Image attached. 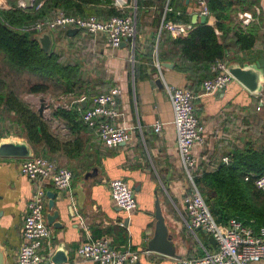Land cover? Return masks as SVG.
I'll use <instances>...</instances> for the list:
<instances>
[{
  "label": "crops",
  "instance_id": "obj_1",
  "mask_svg": "<svg viewBox=\"0 0 264 264\" xmlns=\"http://www.w3.org/2000/svg\"><path fill=\"white\" fill-rule=\"evenodd\" d=\"M126 1L132 4L136 18L137 35L133 42L112 48L105 34L93 36L78 29L57 30L51 34V51L65 65L80 68L81 90L89 93V102H80L84 94L61 95L54 107L70 110L81 104L79 108L84 110L96 95L120 88L123 116L115 123L129 128L131 140L117 148H108L89 128L74 134L65 120L52 117V122L46 118L63 141L76 139L81 144L79 151L71 149L54 155L56 168L68 165L74 179L68 191L47 186L48 192L56 193L54 210H60L57 222L63 227L48 224L51 236L41 250L43 264L54 256L66 260L63 264H98L81 260L76 250L82 243L104 236L112 239L116 250L130 246L135 251H149L156 230L158 199L180 258L150 251L136 264H180V259L200 257L204 250H215L208 233L189 225L183 198L191 183L179 157L174 111L167 88L187 87L198 96L196 113L205 129L203 142L194 149L199 159L195 178L214 171L216 164H223V159L232 157L235 150H244L254 139L253 116L264 109V92L253 94L237 80L222 91L201 96L203 81L193 83L178 69L177 60L168 58L172 52L171 38L187 37L203 24L202 0H172V11L168 12L166 0ZM126 12L131 10L128 8ZM206 17L205 24L215 28L225 47V61L244 64L264 59V0H232L223 21L224 31L217 29L220 21L214 14L210 12ZM166 22L185 24L189 33L180 36L161 32ZM250 29H257L255 48L242 52L235 42V34ZM74 30L77 32L72 34ZM163 63H172L174 67L164 68ZM156 121L164 123L159 133L154 130ZM8 139L27 140L25 136L11 135L0 138V142ZM23 161L0 157V264H15L23 244L22 229L34 191L31 180L21 173ZM94 168L97 175L86 178ZM116 179H123L135 194L137 207L131 214L112 200L110 182ZM78 187L85 195L81 204L74 193ZM49 213L47 205L46 217ZM81 220L89 228V234Z\"/></svg>",
  "mask_w": 264,
  "mask_h": 264
},
{
  "label": "built area",
  "instance_id": "obj_2",
  "mask_svg": "<svg viewBox=\"0 0 264 264\" xmlns=\"http://www.w3.org/2000/svg\"><path fill=\"white\" fill-rule=\"evenodd\" d=\"M171 1L166 0V12L172 11ZM206 1L202 0V14L209 16L210 10ZM114 7L120 14L109 19L94 15L83 17L59 12L51 18L46 17L20 30L38 35L44 32L52 34L57 30L78 29L93 36L105 34L108 44L112 48H119L129 39H135L137 26L132 4L126 0H114ZM128 8L131 10L130 13L126 12ZM162 30L180 36L189 33L188 26L174 22L164 23L160 31ZM157 64L160 67L159 61ZM228 65L229 62L218 60L212 66L213 76L202 82L201 96L222 91L235 80L228 71ZM167 91L174 111L179 157L191 183L190 190L183 198L189 225L192 229L200 228L206 231L217 242L215 250H204V254L200 257L180 259V264H264V227L256 233L237 218H231L224 224L218 223L195 183L199 159L194 154V149L203 142L205 129L196 113L195 100L198 96L187 87H168ZM121 96V89L116 87L96 95L85 110L79 108L82 112L83 123L93 130L108 148H117L131 140L129 128L115 123L123 116L120 110ZM86 100V96H83L80 102H86ZM163 127L164 123L161 121H156L154 124V130L157 133L161 132ZM230 161L229 156L223 159L224 164H229ZM20 170L31 180L34 191L28 204V212L22 229L23 244L17 253L15 264H43L44 258L41 250L44 242L51 236L46 217L47 186L53 185L57 190L68 191L73 185L74 173L67 167L56 168L53 161L37 155L24 159ZM245 180L247 182L253 180L254 185L264 191V176L249 174L245 176ZM110 189L112 200L120 209L128 214L136 209L135 194L123 179L111 181ZM81 225L89 234V228L83 220H81ZM149 252L147 250L135 251L130 246L121 251L116 250L112 239L106 236L90 239L76 250L81 260L98 264H136L143 254Z\"/></svg>",
  "mask_w": 264,
  "mask_h": 264
},
{
  "label": "trees",
  "instance_id": "obj_3",
  "mask_svg": "<svg viewBox=\"0 0 264 264\" xmlns=\"http://www.w3.org/2000/svg\"><path fill=\"white\" fill-rule=\"evenodd\" d=\"M12 5L11 10L0 9V54L4 55V62L19 73L28 72L44 80V83L32 87V93H45L49 89L47 82H53L64 93L76 95L82 86L80 68L73 64L65 65L52 51L44 52L35 34L23 32L20 28L46 17L51 18L59 12L109 19L120 14L114 7V0H35L33 7L25 9L18 7L13 0ZM231 5L232 0L208 1L210 12L220 21L217 29L221 31L225 30L223 21ZM256 41L257 29L235 34V42L242 52L254 49ZM171 47L168 58L176 59L178 69L186 73L193 83L212 77V66L226 56L215 28L207 24L197 26L187 37L171 38ZM83 94L89 102L87 91L83 93L81 90L77 96ZM80 106L70 110L59 107L53 116L65 120L69 130L79 134L88 129L83 123ZM3 114L15 117L13 122L20 128L19 136L27 138L37 156L44 152L49 160L54 161V155L60 151L80 150L79 140L63 141L54 132L49 120L10 90L6 82L0 81L1 119ZM231 158L230 164L223 163L217 170L196 177V185L218 223L224 224L231 218H237L257 233L264 227V191L258 189L253 180L247 182L245 176H264V148L256 149L250 143L244 150H235Z\"/></svg>",
  "mask_w": 264,
  "mask_h": 264
},
{
  "label": "water",
  "instance_id": "obj_4",
  "mask_svg": "<svg viewBox=\"0 0 264 264\" xmlns=\"http://www.w3.org/2000/svg\"><path fill=\"white\" fill-rule=\"evenodd\" d=\"M27 4V8H31L29 0H23ZM198 18V16H197ZM201 23L205 24L207 22V17L202 16ZM77 30L71 32L72 34L76 33ZM35 39L41 46V49L49 53L52 49V35L50 32H44L38 35H35ZM134 39H129L128 42H133ZM162 67L164 68H173L174 65L172 63H163ZM228 71L237 80L240 84H242L248 91L253 94H261L264 92V59L256 60L252 63H229ZM157 84L160 88L162 87V82L157 80ZM42 105H44L45 100L42 99ZM40 115L43 116V106L39 111ZM35 155L34 148L28 142V140H17V139H8L2 140L0 142V157L3 158H31ZM97 175V169L94 168L92 172L88 173L86 178H93ZM76 195L79 196L80 204L84 201L85 195L81 187H78L75 192ZM48 195V210L50 213L47 215V221L49 225L54 226L55 228H62L63 224L61 222H57L58 218H60V210H54L56 207V193L53 191H49ZM156 230L153 239L149 244V251L157 252L162 255H166L173 258H180L177 254V247L175 240H173L172 236L169 232V226L166 222V218L164 216L163 210L161 208L160 200L158 199L156 202ZM201 229L198 228L197 231ZM207 233L206 231H204ZM210 242L217 246V242L213 236H209ZM66 259V258H65ZM66 260L61 259L57 256L52 257L51 261L46 262V264H63Z\"/></svg>",
  "mask_w": 264,
  "mask_h": 264
},
{
  "label": "rangeland",
  "instance_id": "obj_5",
  "mask_svg": "<svg viewBox=\"0 0 264 264\" xmlns=\"http://www.w3.org/2000/svg\"><path fill=\"white\" fill-rule=\"evenodd\" d=\"M12 1L13 0H0V9L11 10L14 7L12 5ZM22 1L23 0H16L17 6L23 9L27 8V4ZM29 1L33 7L35 0ZM22 3H24V6H22ZM4 59V55L0 54V81L6 82L10 90H13L23 101L32 106L36 112L39 113L40 109L43 106L44 118L46 119L49 117L51 118L50 121L53 122L52 117H54L53 113L56 110L54 106L57 104L59 97L66 94L64 93L63 89L58 84L47 82L49 89L45 93H32V87L36 84L44 83V80L37 76L29 74L28 72H17L9 65H7L4 62ZM81 89L82 88L80 87L77 90V94L79 93V91H81ZM32 94H34V96H32ZM77 94L75 96H77ZM42 99L45 100L44 105H42ZM253 117V120L256 122V131L254 135L252 134L254 139H252L251 145H253V147H255L256 149H262L264 148V109L262 111H257V115ZM14 118L15 117L8 114H3V118H0V138H2V136H16L21 133L20 128L15 124V122H13ZM40 155L48 159L44 152H42ZM231 162L232 158L229 164ZM220 165V162L216 164L214 171L217 170ZM66 166L69 167L68 165Z\"/></svg>",
  "mask_w": 264,
  "mask_h": 264
},
{
  "label": "bare ground",
  "instance_id": "obj_6",
  "mask_svg": "<svg viewBox=\"0 0 264 264\" xmlns=\"http://www.w3.org/2000/svg\"><path fill=\"white\" fill-rule=\"evenodd\" d=\"M5 1V0H4Z\"/></svg>",
  "mask_w": 264,
  "mask_h": 264
}]
</instances>
